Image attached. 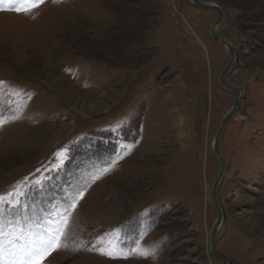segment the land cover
<instances>
[{"label":"rangeland","instance_id":"rangeland-1","mask_svg":"<svg viewBox=\"0 0 264 264\" xmlns=\"http://www.w3.org/2000/svg\"><path fill=\"white\" fill-rule=\"evenodd\" d=\"M202 1L223 8L217 33L236 48L226 80L242 93L220 143L216 251L264 264V0ZM2 12L23 15H0V113L12 121L0 128V195L20 205L0 216V264L79 191L68 247L44 264H223L211 253L213 143L236 94L220 81L231 52L211 35L218 12L188 0H45ZM100 236L156 254L86 250Z\"/></svg>","mask_w":264,"mask_h":264},{"label":"snow or ice","instance_id":"snow-or-ice-1","mask_svg":"<svg viewBox=\"0 0 264 264\" xmlns=\"http://www.w3.org/2000/svg\"><path fill=\"white\" fill-rule=\"evenodd\" d=\"M53 3H61L62 0H52ZM45 0H0V11H18L30 13L34 9L38 8L40 5L44 4ZM4 81H0V88H3ZM17 95H28L27 93H22L17 91ZM19 117H13V119H18ZM12 122L11 120H6L3 118V114L0 113V128H3L7 123ZM131 151V146H126L125 151L114 160L110 167L101 170L99 175L93 178V182L100 179L102 175L106 174L114 167L119 159H123L124 155L129 154ZM67 150H61V152L56 154L57 164L53 167L58 169L62 166L63 159L66 158ZM27 179V178H26ZM41 181H35L34 186L39 187ZM19 194V193H15ZM83 191H79L72 200L68 203V206L64 209L62 213H59L58 218L54 223L49 224L47 229L35 234L29 238L27 245L20 249H15L13 245L12 261L11 264H44L47 257L51 255L54 251L64 250L68 247L66 243V229L69 224V220L72 217V213L76 210L79 200L83 198ZM13 195V194H9ZM8 206L15 210L19 208L18 203H13L10 200H6L3 195H0V216L3 215L4 206ZM5 225L3 220H0V240L3 239L5 232ZM115 231V230H114ZM19 240V237H17ZM98 244L93 243L90 247H87L88 251H96L98 254L105 256L109 259H129V258H149L155 256V251L151 248H141L138 244L133 242L134 247L123 246L122 238L117 239L115 243L111 240L105 242L102 236L97 237ZM79 250V249H77ZM4 251L2 245H0V254Z\"/></svg>","mask_w":264,"mask_h":264},{"label":"water","instance_id":"water-1","mask_svg":"<svg viewBox=\"0 0 264 264\" xmlns=\"http://www.w3.org/2000/svg\"><path fill=\"white\" fill-rule=\"evenodd\" d=\"M190 3L193 4L196 8L216 10L218 12V17L214 21L213 26H212L211 35H212L214 40L220 41V43L226 45L229 48V51L231 52V59H230L228 65L222 70V72L220 74V81L226 88H229L232 91H234V93L236 94V100H235V103H234L232 109H230L229 112L225 115V117L222 121V124L219 127V130H218L217 135L215 137L214 151H215V154L217 155V157L221 161V171L215 180V183L213 185L212 192H211V198H212V200H213V202H214V204L217 207L218 212H219L218 219H217V221L214 225V228H213L211 253L217 259H219L223 264H230V262L225 257L220 255L216 251V241H217V236L219 233V226H221L223 219H224L223 208H222L221 203L219 202V199L217 197V192H218V188H219L221 179L224 177L225 171H226V162H225V160H224V158L220 152V140H221V137L223 135V132H224V129L226 127L227 122L229 121V119H231L238 112V110L240 108V104H241V98H240V95L238 94L239 89L236 86L230 84L226 80L227 74L233 69V67L235 66V63H236V48L233 46V44L229 40H227L223 36H220L216 32V27L221 23V21L224 18V11L220 5H218L216 3L203 2L202 0H190Z\"/></svg>","mask_w":264,"mask_h":264},{"label":"bare ground","instance_id":"bare-ground-1","mask_svg":"<svg viewBox=\"0 0 264 264\" xmlns=\"http://www.w3.org/2000/svg\"><path fill=\"white\" fill-rule=\"evenodd\" d=\"M189 2H190V0H188ZM207 3H213V2H207ZM0 15L1 16H5V15H10V16H14V17H16V18H18L20 15H23V14H16V13H8V12H2V13H0ZM1 20V19H0ZM4 20V19H3ZM3 22V21H2ZM218 27V26H217ZM217 27H216V32H217ZM218 42H220V41H218ZM225 47H227L226 45H225ZM228 48V47H227ZM229 49V48H228ZM229 89V88H228ZM239 95H240V98H241V96H242V93H241V90H239V93H238ZM229 112V111H228ZM227 112V113H228ZM226 113V114H227ZM227 125V124H226ZM215 141V140H214ZM220 143H221V140H220ZM213 149H214V143H213ZM213 201V200H212ZM224 213V212H223ZM222 225V224H221ZM219 228H220V226H219Z\"/></svg>","mask_w":264,"mask_h":264}]
</instances>
